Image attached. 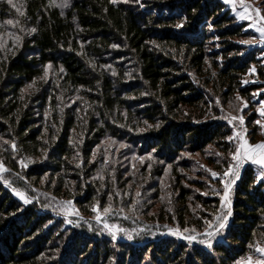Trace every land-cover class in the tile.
Listing matches in <instances>:
<instances>
[{"label": "trees", "instance_id": "16d2710c", "mask_svg": "<svg viewBox=\"0 0 264 264\" xmlns=\"http://www.w3.org/2000/svg\"><path fill=\"white\" fill-rule=\"evenodd\" d=\"M60 3L18 0L20 15L0 2V161L11 184L38 198L24 204L0 181V264H237L252 255L249 245L264 241V182L252 164L232 188V216L212 248L163 237L171 228L201 235L205 219L224 210L215 194L222 179L205 170L223 172L236 146L221 117L246 101L248 139L264 140L260 86L244 84L260 66L258 51L238 43L253 36L246 23L221 0ZM9 32L22 37L15 49ZM24 157L34 161L27 168ZM69 200L88 218L111 203L116 222L137 230L134 244L92 222L68 225L53 206Z\"/></svg>", "mask_w": 264, "mask_h": 264}, {"label": "snow or ice", "instance_id": "6c2138e0", "mask_svg": "<svg viewBox=\"0 0 264 264\" xmlns=\"http://www.w3.org/2000/svg\"><path fill=\"white\" fill-rule=\"evenodd\" d=\"M0 2H3V0H0ZM7 2L16 9L20 15H23L24 13L21 11L20 7H18L16 4L12 3V0H7ZM113 4L117 3L118 0H111ZM126 2V0H125ZM136 2H139V0H136ZM225 4H230L232 6L233 10H236L237 3H239L240 9L242 11L238 12V17L241 20L244 19H252L253 21V26L256 28V31L260 34L259 40H241L238 41V43L241 44H254V43H264V13H262L261 9L259 8H252L249 4L245 3V0H224ZM56 0H49L48 7H56ZM60 7H68V0H61V3L59 5ZM254 15H250V13H253ZM186 19V18H185ZM19 23L18 21H14L12 19H9L6 21V24L9 26H14L15 24ZM183 26V22L179 23L176 25L177 28H180ZM211 27V26H210ZM21 32L24 31L23 28L20 29ZM37 29L35 27L30 28L29 32L30 33H35ZM8 35L12 38L13 44L12 47L15 49L18 47L19 43L22 40V37L19 35H16L13 32H9ZM215 39H219V37H215ZM154 43V42H153ZM113 48H118L119 45L113 44ZM219 47V45H217ZM6 50V43L3 40H0V51ZM110 67V66H109ZM52 68V64L49 63L45 66L44 69V75L40 77L41 80H43L45 83L48 82L47 78L49 76V70ZM60 72H64V69L61 67ZM256 71V68L253 66L252 68L249 69L250 73H254ZM113 75H116L115 72L112 73ZM214 75V74H213ZM247 82V81H245ZM35 81H33L32 85L28 86V89L33 88L35 85ZM28 89H25L24 91L27 92ZM236 101H242V97L239 95L236 96ZM219 103V102H217ZM230 106H231V102ZM243 107H247V102L242 101V106H237L234 111L237 112V114L233 115L229 113L227 116L221 117L222 119H225L229 124H233L235 127L234 122L238 121L241 126L244 125V115L239 114L242 112ZM223 111V109H221ZM259 113L261 117H264V106H261L259 109ZM148 127H153V125H148V122H144ZM255 123L260 124L262 128H264V121L262 120H257ZM155 127H159V124L155 125ZM140 131H144V129H140ZM246 132V129L244 130ZM244 132L241 131H236L234 136L233 135H228L224 137L228 142H232L235 140L236 146L229 150L228 157H225L224 159L227 162V166L223 172H217L212 169H205L208 173H210V176L212 178H221L222 183H223V191L222 193H215V190L213 189V192L217 195L221 196V208L224 209L221 211L219 214L215 215L214 219H205V231L201 234V239H199V243L201 245L206 246L207 248H212L213 247V242L216 240V237L221 235L222 232L228 227V221L229 217L232 216V210H231V200H230V194L232 191L233 186L235 185L236 181L240 178V169L243 166V163L245 161H250L252 165L258 166L261 171L259 172L258 179L260 182H264V141L257 143L255 145H252L249 143L248 139L246 138V135ZM55 139V137H53ZM5 143H8V141H5ZM47 143V141H45ZM111 143H115V141H111ZM122 147L124 145H121ZM12 151L13 153L17 152V145L13 141L11 143ZM42 154H44L46 158V153L47 149H42ZM217 157H223V154L219 151H216L214 153ZM95 153H93V158H95ZM77 157H79V153H77ZM13 159H15V156H13ZM136 159H140L143 161L144 157H136ZM151 159V157H149ZM34 161L29 158V157H24L21 158L18 163L21 165L23 168H27L30 163H33ZM217 163H220L218 160ZM80 165L77 164V167ZM151 165H149V168ZM169 167H171L169 165ZM203 167V165H202ZM11 170L7 167H5V164L3 161H0V181L3 182V184L6 187L11 188V191L16 195L21 201H23L24 204H29L32 202V199L34 197H29L28 193L26 191L19 190L15 187L12 186L11 182L3 175L4 173H9ZM17 176H20V173H16ZM23 179V177H21ZM47 179V177H45ZM207 179V178H206ZM209 183H211L209 181ZM28 187H31V185H28ZM35 191V189H33ZM199 191V189H197ZM203 195H208L207 192L202 193ZM116 195H119L117 192ZM135 196L138 198L141 196V193L139 190L136 191ZM54 199V198H53ZM109 199L111 200V194H109ZM139 203L138 200H133L132 203V210H136V205ZM71 209V211H69ZM53 210L56 211L57 213H63L65 217L68 215H71L72 212H75V209L73 207L72 201H65L61 202L59 204H56L53 206ZM93 213H95L94 219L103 225V229L108 231L113 239H116V234L122 229L119 226L112 225L108 223L107 217L110 213H112L113 209L111 206V203L107 207H100L99 204L94 205L92 207ZM120 211H123V209H120ZM127 218V217H125ZM65 222L67 223H72L71 220H66ZM126 231V230H124ZM184 232H188L189 235L183 236L182 238L187 240L189 243H192L197 240V237L193 235L192 233L196 232L195 228L188 229L185 228L183 229ZM170 234L175 235V236H181V232L179 229L172 231L170 230ZM131 239V236L129 235L128 237ZM250 248H255V251L259 254L257 258H253L252 256L247 257L245 260L237 262V264H264V243L257 242L255 244H250Z\"/></svg>", "mask_w": 264, "mask_h": 264}, {"label": "rangeland", "instance_id": "374dc122", "mask_svg": "<svg viewBox=\"0 0 264 264\" xmlns=\"http://www.w3.org/2000/svg\"><path fill=\"white\" fill-rule=\"evenodd\" d=\"M17 1L18 0H12V3L14 4ZM221 1L226 6V8L228 10H230V12L232 13V15H234L240 23H246L247 30H249V31H251L253 33V36L252 37L246 38L244 40H251V39L259 40L260 34L256 31V28L253 26L252 19H244V20L239 19L238 12L239 11H242V9H240V7H239V3H237L236 10H233L232 9V6L230 4H225L224 3V0H221ZM245 3L249 4L252 8H259V9H261L262 13H264V0H245ZM250 15H254V12L253 13H250ZM244 45H246V44H244ZM246 46L249 48L250 51L251 50L258 51L257 57L260 60V66L257 65V64L253 65L256 68V71L254 73H250V72L248 73V75L245 77L244 84L245 85H251L252 84V85H258V86H260V89L257 92L254 93V97H255V99H256V101L258 103L257 112H258L259 117H260L259 120L264 121V117H261L260 116V113H259L260 107L261 106H264V43L247 44ZM245 81H247V82H245ZM234 124H235V127L233 126V124H231V126H233V128H234V134H235L236 131L244 132V130L246 129V132H244V134L246 135V138L248 139V135L247 134H248L249 130L246 127L245 120H244V125L243 126H241L238 121L234 122ZM262 129H263V133H264V128H262ZM248 141H249V139H248ZM260 142H262V141H259L258 143H260ZM249 143H250V141H249ZM246 163L251 164L250 161H245L243 163V166L240 169V174H241V171H242V169H243V167H244V165ZM256 167H257V169H260L258 166H256ZM5 174L6 173H4L3 175H5ZM12 186L15 187V188H17L14 184H12ZM32 191H33V189H32ZM33 192H35V191H33ZM32 197H34V199H32V202L33 201L38 202V198L35 195H33ZM72 204H73V207L75 209V212H72V214L71 215H68L67 217H65L64 214H62V215L60 214L66 220H71L72 221V223H67L68 225H76V224H78L81 221H84V222H92V223H95L100 228V232L101 233L108 232V231L104 230L103 229V225L101 223H98L94 218H88V217L82 215L79 212L78 208L76 207V205H75V203L73 201H72ZM69 211H71V209H69ZM122 217L124 219H127V218H125L126 216H122ZM115 219H117V218L116 217L114 218L110 214L107 217L108 223H110L112 225L119 226L122 229V231L118 232L116 235L122 239L121 241L126 242V243L129 242L131 244H134L132 242V239H133L134 236L137 235V233H138L137 230L136 229H126V228H123V227H121V225L118 222H116ZM124 230H126V231H124ZM139 230H143V229L142 228H139ZM170 230L175 231V230H177V228L168 229L167 231H165L163 233V237H166V236H174V237H177L178 239L185 240V239L182 238L183 236H185L184 234L181 233V236H175V235L170 234ZM129 235L131 236V239L128 238ZM195 236L197 237V240L194 241V242H198L199 243V239H201V235H195ZM118 240H120V239H118ZM261 243H264V241H262ZM250 256H252L254 259L259 256V254L255 251V248H254V251H253L252 255H250Z\"/></svg>", "mask_w": 264, "mask_h": 264}, {"label": "water", "instance_id": "95a60500", "mask_svg": "<svg viewBox=\"0 0 264 264\" xmlns=\"http://www.w3.org/2000/svg\"><path fill=\"white\" fill-rule=\"evenodd\" d=\"M249 163H246L245 165H244V167H243V169H242V171H241V174H240V177L242 176V173H243V171H244V169L246 168V166L248 165ZM239 180V179H238ZM237 180V181H238ZM236 181V182H237ZM232 207H233V204L231 203V209H232Z\"/></svg>", "mask_w": 264, "mask_h": 264}, {"label": "built area", "instance_id": "2783aa9c", "mask_svg": "<svg viewBox=\"0 0 264 264\" xmlns=\"http://www.w3.org/2000/svg\"><path fill=\"white\" fill-rule=\"evenodd\" d=\"M42 210H44V209H42ZM79 217V216H78ZM116 238H118V239H120V240H122L120 237H118L117 235H116Z\"/></svg>", "mask_w": 264, "mask_h": 264}, {"label": "crops", "instance_id": "0c3cea01", "mask_svg": "<svg viewBox=\"0 0 264 264\" xmlns=\"http://www.w3.org/2000/svg\"><path fill=\"white\" fill-rule=\"evenodd\" d=\"M259 171H261V169H259Z\"/></svg>", "mask_w": 264, "mask_h": 264}]
</instances>
